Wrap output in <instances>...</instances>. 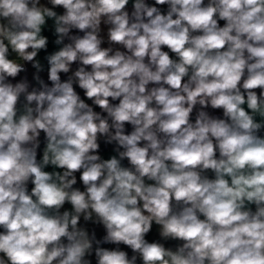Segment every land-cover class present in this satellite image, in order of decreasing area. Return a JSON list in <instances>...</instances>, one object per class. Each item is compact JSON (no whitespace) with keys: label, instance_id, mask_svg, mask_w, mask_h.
Wrapping results in <instances>:
<instances>
[{"label":"clouds","instance_id":"obj_1","mask_svg":"<svg viewBox=\"0 0 264 264\" xmlns=\"http://www.w3.org/2000/svg\"><path fill=\"white\" fill-rule=\"evenodd\" d=\"M0 264H264V0H0Z\"/></svg>","mask_w":264,"mask_h":264}]
</instances>
